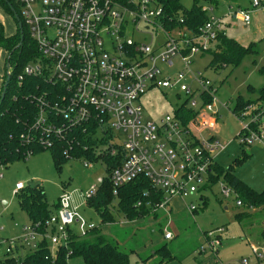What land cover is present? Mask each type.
<instances>
[{
	"label": "built area",
	"instance_id": "obj_1",
	"mask_svg": "<svg viewBox=\"0 0 264 264\" xmlns=\"http://www.w3.org/2000/svg\"><path fill=\"white\" fill-rule=\"evenodd\" d=\"M18 1L23 23L38 51L23 75L43 77L48 87L35 102L37 114L29 129L40 134L39 142L45 149L51 147L52 139L66 140L83 129L98 145L97 152L107 151L122 159L110 175L114 195L118 188L141 177L156 191L155 198L160 194V201L153 198L154 202L136 203L135 207L149 208L151 217H170L173 199H190L209 186L214 154L226 147L214 135L219 107H233L218 99L210 81L188 69L193 56L208 52L224 31L222 20L213 17V8H203L209 21L193 33L185 28L183 18L179 26L168 27L173 18L165 12L164 0ZM251 6L252 10L264 9V0H253ZM234 17L249 25L251 10L237 9ZM176 60L183 69L173 76L166 74L164 67L172 69ZM193 83L197 85L194 89ZM153 89L186 96L173 116L166 115L158 123L144 120L141 105V99ZM231 112L242 125V143L264 147V102L239 114ZM24 138L28 142L29 133ZM69 154L66 150L65 155ZM102 183L99 178L82 197L84 204ZM24 188L23 183H17L15 194ZM220 194L243 207L234 189L223 180ZM148 196L144 193L143 199ZM59 200L60 208L46 221L45 232L41 234L38 225L25 227L23 236L10 243L8 257L16 256V248L19 255L36 249L42 239L50 242L54 254L67 244L70 231L76 232L74 225L81 235L97 227L80 216L72 194L63 193ZM187 209L193 214L198 205L191 203ZM124 220V224L130 223ZM169 225L168 220L163 234L167 242L174 239ZM224 232L220 228L209 233L214 237V250L220 246L215 234L221 237ZM252 252L260 259L264 248L252 247Z\"/></svg>",
	"mask_w": 264,
	"mask_h": 264
},
{
	"label": "rangeland",
	"instance_id": "obj_2",
	"mask_svg": "<svg viewBox=\"0 0 264 264\" xmlns=\"http://www.w3.org/2000/svg\"><path fill=\"white\" fill-rule=\"evenodd\" d=\"M252 3L253 0H181L185 10H190L195 4L208 10L213 8V17L222 20L229 38L242 44L258 40L257 43L249 44L256 45L257 53L246 56L236 68L231 64L226 67L221 65L215 68L210 67L213 61L214 49L212 47L211 53H197L192 58L189 72L193 75H201L210 81L217 90L218 99L223 103L229 102L231 108L234 107L239 96L244 99L255 98L256 95L252 93L264 84V78L259 73V70L264 68V11L261 8H255L254 13L256 15L254 13L251 15L252 20L247 27L242 19L233 17L237 7L250 9ZM0 31L5 37L13 36L17 32V23L14 17L6 12L1 5ZM212 46L215 47L216 45L213 44ZM7 56L8 54L0 47V89L6 73ZM164 68L166 74L173 76L180 72L183 66L176 60L172 69ZM196 86V83L191 84L193 89ZM184 96L177 97L174 91L165 89H153L147 92L141 99V105L144 108V120H152L158 123L166 115L173 116L176 109L184 103L186 97ZM185 106L189 107L188 104ZM231 110L226 106L219 107L217 128L214 131L215 137L223 145H226L223 151L214 154L216 164L223 170L222 176L216 184L210 188L202 189L201 193L186 200V203L192 201L195 203L200 194H204L208 198L207 207L198 210L192 217L190 216L192 222L191 224L188 223L190 225H186L184 229L175 220H172L169 225V229L174 235L172 241L167 242L163 239L162 233H164L167 221L162 224V233L161 227L158 225L141 224L145 230L137 238L141 240L143 245L147 244V249L153 248L154 241H157L161 244L155 245L154 249L167 244L168 249L177 258L166 264H253L257 260L260 261L259 264L264 261V254L260 260L252 252V247H264V242L260 238V232L264 229L263 217H252L246 219L242 224L239 223L236 220L238 213L247 210L246 213L256 215L258 210L246 206L239 208L233 198L224 200L220 194V182L225 180L227 172H230L255 192H264V147H259L258 144L242 143V137L239 135L242 125ZM0 175L3 176L0 179V264H3V261L8 257L6 251L10 243L23 236L25 227H30L15 194V186L18 182L25 186L28 183H41L46 201L51 207L57 204L63 193L72 194L75 204L79 208L78 213L86 221L93 222L102 230L107 227V236L110 239L115 236L120 241L127 239L125 233L127 227L125 226L128 224L123 223L125 220L122 214L113 211L116 224L104 227L101 225L99 214L94 209L85 206L82 198L93 185L97 184L99 178L106 176L102 163H93L92 167L88 168L84 166L83 160L75 159L69 160L62 164L61 168H58L52 153L44 151L30 156L26 161L15 162L6 168L0 167ZM183 208L184 204L181 202L173 204L174 213L180 212ZM226 208L228 210H225ZM149 221L142 222L149 224ZM248 223H252L253 226H249ZM220 227L224 228L226 232L220 240L219 234H215V239L219 241L220 246L214 250V246L211 244L214 237H209V233L214 231H204L215 230ZM72 228L76 232L78 231L76 225ZM146 228H148L147 232ZM196 231L199 234H204V243H198ZM104 233L106 234V231ZM248 235H251L250 242L246 239ZM127 241L128 243L122 244L121 249L127 252H130L131 249L136 250L130 254L129 264H144L138 259L136 253L138 241L137 243L128 239ZM147 249L144 258L150 256ZM152 254L153 251H151ZM80 263L81 260L79 259L71 262V264Z\"/></svg>",
	"mask_w": 264,
	"mask_h": 264
},
{
	"label": "trees",
	"instance_id": "obj_3",
	"mask_svg": "<svg viewBox=\"0 0 264 264\" xmlns=\"http://www.w3.org/2000/svg\"><path fill=\"white\" fill-rule=\"evenodd\" d=\"M165 12L172 17V23L168 27L173 28L180 25V18H183L185 28L197 33L198 29L203 27L209 21V15L203 11V7L195 4L190 10H185L181 0H164ZM3 9L14 17L13 8L23 23L21 16V5L18 0H0ZM264 10V9H263ZM15 19V18H14ZM16 21V20H15ZM13 36L5 37L0 31V47L8 54L11 79L8 84L5 98L2 100L3 86L6 81V73L2 80L0 89V167H8L15 162L26 161L28 154L36 155L44 151H50L58 168L67 163L69 160H83L88 163H102L105 166L106 176L103 177V183L99 186L97 194L86 201V206L94 209L101 218V225L106 226L115 222L113 211L122 214L129 221L142 220L150 216L149 208L135 207L138 201L154 200L160 201L162 198L157 196L156 191L151 184L143 177L134 182L118 188L117 195H114V185L111 182V173L120 167L122 159L119 156H111L107 151L99 153L96 151L98 145L91 138H88L83 129H77L66 140L52 139L50 148L45 149L39 142L40 134L29 132L37 114L36 101L48 91L47 83L43 77L25 76L24 68L35 59L37 49L29 37L28 31L23 23L24 41L21 47H18L21 39L20 29ZM212 46L213 61L210 67L219 65L226 67L231 64L238 67L244 58L249 54L257 53L256 45L242 46L236 40L229 38L225 31L221 32ZM212 49L208 52L211 53ZM6 59V65H7ZM264 78V68L259 70ZM23 76L20 80L19 77ZM256 97L244 99L239 96L233 107V112L239 114L247 107L261 104L264 102V84L254 91ZM29 133L30 140L25 141L24 135ZM75 139L74 145L70 148L69 144ZM88 148V149H86ZM66 150L70 152L69 156L65 155ZM239 161V160H237ZM212 177L210 184L204 189L217 183L222 176L223 170L215 163L212 166ZM225 182L237 194V200H240L243 206L256 208L258 214L251 215L242 211L236 215L239 223H244L246 219L264 217V192L257 193L250 189L230 172L225 174ZM148 193V197L143 199V194ZM16 196L22 211L25 213L30 225L36 227L43 234L45 232V223L60 208V200L51 207L45 197V193L40 186L25 188L19 191ZM154 198V200H153ZM115 204V205H114ZM159 218V215L153 216ZM253 226L252 223H248ZM161 233H162V225ZM260 238L264 242V229L260 232ZM126 240V239H125ZM125 240L120 241L116 236L112 239L106 237L101 229L96 227L85 233V235L70 231L69 240L65 246L58 247L54 254L51 253V245L47 239L38 242L36 249L28 250L25 254L19 255V248L15 249L16 256L6 257L3 264H71L74 260H81L80 264H129L130 252L122 250V244ZM155 255L160 257L156 264H165L176 257L168 249L167 244L157 248ZM150 257H142V262H147ZM260 264H264V261Z\"/></svg>",
	"mask_w": 264,
	"mask_h": 264
},
{
	"label": "crops",
	"instance_id": "obj_4",
	"mask_svg": "<svg viewBox=\"0 0 264 264\" xmlns=\"http://www.w3.org/2000/svg\"><path fill=\"white\" fill-rule=\"evenodd\" d=\"M237 9H243V10H251V15L256 11L255 9H253L252 10V6H251V8L249 9V8H247V9H245V8H241V7H237ZM214 10V9H213ZM264 11V10H263ZM254 15H256V13H254ZM233 17H234V15H233ZM235 18V17H234ZM246 25V27L248 26L247 24H245ZM224 31L226 32V30H225V28H224ZM258 42V40L257 41H255V42H250V43H248V44H242V43H240L242 46H248L249 44H251V43H257ZM239 43V42H238ZM18 183H20V182H18ZM201 193V192H200ZM177 202H181V203H183L184 204V208L182 209V210H180V212H178V213H174V209H173V204H175V203H177ZM191 203H193V201L192 202H190V203H186V200H182V199H179V198H175V199H173V201H172V203H171V209H170V217H167L166 215H159V218H156V220L153 218V216L151 217V216H149V217H146V218H144V219H142V220H137V221H133V222H130V223H127L128 225H126L125 227H127L126 228V234H127V239L128 240H132V241H134V242H136L137 243V241H138V250H137V256H138V259L142 262V257H144V255H145V251H146V247H147V244L145 245H143V243L141 242V240H139L138 238H137V236L140 234V233H142L144 230H145V227H142L141 226V224H146V225H149V226H152V224H155V225H158V226H161L162 224H164L165 223V221H167L168 222V220L170 221V223H171V221L172 220H175V222L176 223H178L179 224V226H181V227H183V229H184V227L186 226V225H190L191 224V222H192V216H193V214L194 213H197L198 212V210H200V209H205L206 207H207V205H208V198L204 195V194H200V196H199V199L198 200H195V203L194 204H196V205H198V210L196 211V212H194L193 214H191L189 211H188V206H189V204H191ZM76 205V204H75ZM76 206H78V205H76ZM86 206V205H85ZM225 210H228L227 208L225 209ZM191 216V217H190ZM149 221V224H147V223H143L142 221ZM188 223H190V224H188ZM262 223L264 224V217H263V221H262ZM30 224V223H29ZM116 224V222H114V223H112V224H110V225H115ZM121 224V223H120ZM122 225V224H121ZM167 225V224H166ZM107 226V225H106ZM104 227H105V225H104ZM221 228V227H220ZM220 228H217V229H215V230H207V231H204V232H209V231H216V230H218V229H220ZM130 229H134V230H130ZM135 229H137V230H135ZM147 229L148 228H146V232H147ZM224 229V228H223ZM104 231H106V234L104 233ZM198 231V230H197ZM196 231V232H197ZM224 231H225V229H224ZM101 232L106 236V237H108L109 238V236H107V227H105L103 230L101 229ZM226 232V231H225ZM224 232V233H225ZM223 233V234H224ZM164 233H162V235H163ZM164 236V235H163ZM196 240H198V243H200V244H202V243H204V240H205V238H204V234L202 233V234H199L198 232L196 233ZM249 236V237H248ZM247 237H246V239H247V241H249L250 242V240H251V235H248ZM127 239L125 240V244L126 243H128V241H127ZM164 239V238H163ZM201 239H202V241H201ZM221 239V237H219V240ZM165 241V240H164ZM157 244H161V243H158L157 241H154V247H155V245H157ZM154 247L153 248H149V249H147L148 251H149V253H151V251H153V254L151 255V256H153V258H151V259H148V261L147 262H143L144 264H154L155 262L157 263V261L160 259V257H158V256H156L155 255V252H156V249L158 248H156V249H154ZM146 248V249H145ZM262 248H264L263 246H262ZM141 249V250H140ZM201 254V253H200ZM148 256V255H147ZM218 256V255H217ZM150 257V256H149ZM148 258V257H147ZM257 258V257H256ZM177 259V258H176ZM258 262H260V261H256L255 263H253V264H258ZM166 264V263H165ZM260 264V263H259Z\"/></svg>",
	"mask_w": 264,
	"mask_h": 264
},
{
	"label": "water",
	"instance_id": "obj_5",
	"mask_svg": "<svg viewBox=\"0 0 264 264\" xmlns=\"http://www.w3.org/2000/svg\"><path fill=\"white\" fill-rule=\"evenodd\" d=\"M6 2H8V0H4ZM13 13H14V18L15 20L18 22V28L20 29V34H21V39H20V43L18 45V47H21L22 44H23V41H24V35H23V25L22 23L20 22V18L18 16V14L16 13V11L11 8ZM7 65H6V69H7V74H6V81H5V84L3 86V93H2V100L5 98V94H6V90H7V87H8V84L10 82V79H11V72H10V65H9V58H7ZM41 183L39 182H36V183H28L27 186H30V187H37V186H40Z\"/></svg>",
	"mask_w": 264,
	"mask_h": 264
}]
</instances>
